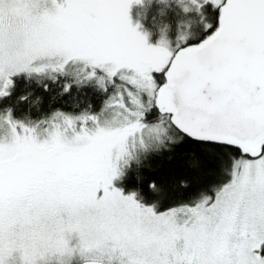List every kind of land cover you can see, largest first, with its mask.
Returning a JSON list of instances; mask_svg holds the SVG:
<instances>
[{
	"label": "snow or ice",
	"instance_id": "obj_1",
	"mask_svg": "<svg viewBox=\"0 0 264 264\" xmlns=\"http://www.w3.org/2000/svg\"><path fill=\"white\" fill-rule=\"evenodd\" d=\"M0 264H264V0H0Z\"/></svg>",
	"mask_w": 264,
	"mask_h": 264
},
{
	"label": "trees",
	"instance_id": "obj_2",
	"mask_svg": "<svg viewBox=\"0 0 264 264\" xmlns=\"http://www.w3.org/2000/svg\"><path fill=\"white\" fill-rule=\"evenodd\" d=\"M220 179V176L214 173L209 172V174L203 178L204 182L209 184H214Z\"/></svg>",
	"mask_w": 264,
	"mask_h": 264
}]
</instances>
